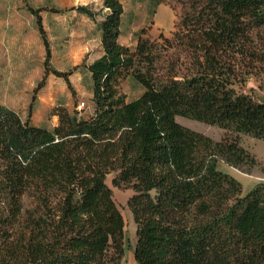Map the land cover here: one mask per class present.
Instances as JSON below:
<instances>
[{"label":"trees","instance_id":"trees-1","mask_svg":"<svg viewBox=\"0 0 264 264\" xmlns=\"http://www.w3.org/2000/svg\"><path fill=\"white\" fill-rule=\"evenodd\" d=\"M188 3L173 35L184 58L165 74L157 68L163 44L141 39L133 50L119 41L120 0H102L104 55L68 72L50 66L40 11L30 8L45 72L25 120L0 104V264H119L125 222L110 174L114 187L134 191L127 206L137 264H264V183L243 196L240 182L218 168L223 162L248 172L258 163L240 136L264 141V102L235 85L264 63V0ZM74 9L92 20L99 14ZM79 67L90 72L93 115L57 106L56 127L34 125L33 104L48 75L75 97L69 77ZM129 77L144 90L128 102ZM177 117L227 134L214 141Z\"/></svg>","mask_w":264,"mask_h":264},{"label":"crops","instance_id":"crops-1","mask_svg":"<svg viewBox=\"0 0 264 264\" xmlns=\"http://www.w3.org/2000/svg\"><path fill=\"white\" fill-rule=\"evenodd\" d=\"M78 6L89 7L99 14L92 20L74 9ZM30 8L40 11L50 47V65L60 72H68L84 61L86 65L92 64L104 55L99 24L107 13V10L102 11V0H0V104L18 112L22 120L25 116L27 118L34 89L45 72L46 48L36 16ZM124 10L126 13L125 7ZM121 31L119 41L126 45L122 40L123 21ZM89 77L86 67H79L69 77L78 97H92V93L87 94L82 88V82ZM72 99L66 82L48 75L33 104L31 122L44 127L40 123L46 120L48 109L57 106L69 108ZM256 101L263 103L264 94L259 95ZM44 128L49 129V126ZM257 140L240 136V145L258 162L255 167L248 172L229 167L242 175L264 180L260 178L264 177V144Z\"/></svg>","mask_w":264,"mask_h":264},{"label":"rangeland","instance_id":"rangeland-1","mask_svg":"<svg viewBox=\"0 0 264 264\" xmlns=\"http://www.w3.org/2000/svg\"><path fill=\"white\" fill-rule=\"evenodd\" d=\"M120 1L126 8V13L123 17L122 37V40L126 45L134 50L138 41L141 39L163 44L161 59L157 63V68L161 74H165L171 65L178 64V62L181 63L183 61L184 55L180 47H177L173 41V35L177 31V25L183 12L189 7L188 0ZM165 39H168L169 41L166 42ZM184 68V66H178L177 70L179 77L186 72ZM82 88L87 92V94L92 93L91 76L82 82ZM235 88L237 92L245 95H251L255 100H258V96H262V94H264V63L258 64L257 68L245 81L237 82ZM143 90V87L132 77H129L126 80L122 89L128 102L137 99L142 94ZM91 98L92 97H78L76 94V96L73 97L71 106L68 109L71 112L76 111L82 118L87 119L94 113ZM82 101L85 102L86 107L83 110H79L78 105ZM55 108L56 107H50V109H48L46 120L44 119L40 125L44 127L49 126V129H52L59 124V117L54 113ZM25 117L23 120L26 119ZM176 121L184 127L210 137L214 141H221V139L227 134L225 130L217 126L207 125L187 118L177 117ZM257 141L260 144H264L263 141ZM218 168L222 172L233 176L240 182L242 185L243 196L247 195L256 187V185L264 181L262 179H257L258 177L253 175H242L222 162H219ZM114 176L115 174L108 175L106 183L112 189L113 200L120 210L125 222V250L124 256L119 264H137L134 256L137 242V226L134 222L133 215L127 206V201L131 196H133L134 191L132 189L114 187L112 184ZM24 206H30V201L28 199H24Z\"/></svg>","mask_w":264,"mask_h":264},{"label":"built area","instance_id":"built-area-1","mask_svg":"<svg viewBox=\"0 0 264 264\" xmlns=\"http://www.w3.org/2000/svg\"><path fill=\"white\" fill-rule=\"evenodd\" d=\"M85 107H86V104H85V102H83V101L80 102L79 105H78V109H79V110H83Z\"/></svg>","mask_w":264,"mask_h":264}]
</instances>
